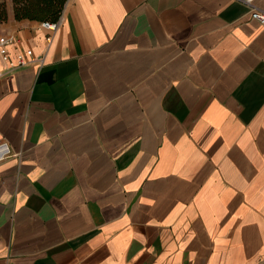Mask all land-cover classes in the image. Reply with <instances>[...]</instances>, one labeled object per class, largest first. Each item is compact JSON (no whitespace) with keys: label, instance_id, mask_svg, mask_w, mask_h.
Segmentation results:
<instances>
[{"label":"crops","instance_id":"1","mask_svg":"<svg viewBox=\"0 0 264 264\" xmlns=\"http://www.w3.org/2000/svg\"><path fill=\"white\" fill-rule=\"evenodd\" d=\"M0 35V264H264V25L238 0H67ZM264 8V0H255ZM4 62L0 57V68Z\"/></svg>","mask_w":264,"mask_h":264},{"label":"built area","instance_id":"2","mask_svg":"<svg viewBox=\"0 0 264 264\" xmlns=\"http://www.w3.org/2000/svg\"><path fill=\"white\" fill-rule=\"evenodd\" d=\"M245 4L251 14V18L256 20L259 24L264 25V8H261L255 4V0H238ZM61 25V16L58 20L41 21L39 23V29L48 30L46 35L47 46H49L54 38L55 33ZM16 39L12 36L1 34L0 35V57L4 62V67L0 68V79L5 75L11 73L15 69L26 67L31 64H37L43 66L45 63L46 52L35 54L33 49L29 48L24 51H19L12 56L9 51V46L12 45ZM16 155L11 145L6 140L0 141V163Z\"/></svg>","mask_w":264,"mask_h":264},{"label":"trees","instance_id":"3","mask_svg":"<svg viewBox=\"0 0 264 264\" xmlns=\"http://www.w3.org/2000/svg\"><path fill=\"white\" fill-rule=\"evenodd\" d=\"M17 20L54 21L62 15L67 0H12ZM8 20L5 0H0V24Z\"/></svg>","mask_w":264,"mask_h":264},{"label":"rangeland","instance_id":"4","mask_svg":"<svg viewBox=\"0 0 264 264\" xmlns=\"http://www.w3.org/2000/svg\"><path fill=\"white\" fill-rule=\"evenodd\" d=\"M5 2H6V9H7V12H8V8H10V2H9V0H5Z\"/></svg>","mask_w":264,"mask_h":264}]
</instances>
